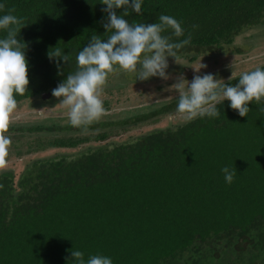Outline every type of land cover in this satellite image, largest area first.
I'll return each mask as SVG.
<instances>
[{
	"label": "trees",
	"instance_id": "1",
	"mask_svg": "<svg viewBox=\"0 0 264 264\" xmlns=\"http://www.w3.org/2000/svg\"><path fill=\"white\" fill-rule=\"evenodd\" d=\"M0 3V17L14 8L11 14L24 21L17 38L27 45L30 84L16 95L18 107H60L52 90L77 70L76 57L92 35H110L103 27L107 6L101 0ZM161 14L184 29L181 37L170 28L162 33L172 42L191 34L178 50L189 65L179 66L183 71L199 57L242 55L250 44L238 47V41L264 31V0H144L141 13L129 9L125 19L159 23ZM6 35L0 30V38ZM56 47L70 55L59 68L48 55ZM175 70L169 64L167 72ZM241 74L217 77L234 86ZM111 79L115 87L107 86ZM161 80L111 74L102 94L117 90L135 107L117 120L103 116L87 132L69 117L10 126L11 148L25 161L16 174L0 171V264H74L73 250L85 261L103 255L113 264H264V100L250 103L245 117L225 100L218 118L188 120L177 112L179 95L171 88L156 89L161 96L151 90L153 100L134 99L136 85L149 90ZM103 104L107 110L108 99ZM143 126L137 136L114 138ZM225 166L235 170L231 184Z\"/></svg>",
	"mask_w": 264,
	"mask_h": 264
},
{
	"label": "clouds",
	"instance_id": "2",
	"mask_svg": "<svg viewBox=\"0 0 264 264\" xmlns=\"http://www.w3.org/2000/svg\"><path fill=\"white\" fill-rule=\"evenodd\" d=\"M143 2L101 0L107 6L103 9L107 14L103 27L110 35L106 40L92 35L90 42L76 57L77 70L52 90L54 97L62 98L59 104L69 109L67 114L72 126L87 132L89 125L106 115L102 93L111 74L122 70L135 73L141 81L151 77L167 80L170 78L168 58L173 57L177 64H181L178 50L191 43V34L179 42H172L170 37L162 35L170 28L175 37L184 36L180 22L164 14L160 15L159 23L131 24L125 19L129 9L140 14ZM4 8L5 5L0 3V10ZM117 9H124L122 15L117 14ZM13 12L14 8L0 17V30L7 33L5 38H0V170L7 169L9 163L12 140L6 133L18 108L15 97L17 94L23 96L30 84L29 61L25 51L27 45L17 38L24 21L11 14ZM48 55L50 59H56L58 68L60 59L65 63L70 60V55L62 53L59 47L51 49ZM203 67L206 65L193 69L199 73ZM234 77L233 71L229 79ZM221 81L210 73L195 75L191 82L183 74L178 76L171 86L179 95L177 112L188 120L204 116L218 118L220 111L217 106L228 100L230 107L245 117L251 110L250 103L255 101L260 104L264 100V69L258 67L242 73L234 86ZM222 172L225 181L231 184L235 170L225 166ZM71 255L74 264H113L111 258L103 255H92L87 261L82 251L73 250Z\"/></svg>",
	"mask_w": 264,
	"mask_h": 264
},
{
	"label": "rangeland",
	"instance_id": "3",
	"mask_svg": "<svg viewBox=\"0 0 264 264\" xmlns=\"http://www.w3.org/2000/svg\"><path fill=\"white\" fill-rule=\"evenodd\" d=\"M254 33L248 32L245 34L244 40H239L237 46H241L245 43L250 44V47L246 49L245 52L242 53V55H235V54H230L227 56H218V55H208L204 57H199L194 63L190 64V68L186 71H183L179 68V66H187L188 68V63L185 60H180L179 62L182 64H177L176 62L174 63H169L173 67H175L177 70L171 71V73H168L170 78L167 80H164L162 78L161 81H158L155 83L150 89L148 90L149 87L147 85L141 86V85H136L140 86L136 89L133 94L134 99L138 101L145 100H153L156 99L157 97L152 96L153 93H150L151 90H153L157 95L162 94L163 91H158L160 90L159 87L162 86L163 88H171L173 83H176L177 77L183 74L184 78L191 82L194 78L195 75H201L203 76L204 74H213L217 79L218 73L223 72L224 76L231 77L233 71L237 74L247 72L248 70L254 69L262 64H264V38L261 39L260 36L264 33H260V31L255 30L253 31ZM203 65H206V67L201 68L200 72L197 73L193 68H199ZM223 76H220V78ZM112 79L109 81L107 86H114L113 82L110 83ZM168 82L170 85H167ZM116 86V85H115ZM114 86V87H115ZM112 87V88H114ZM132 87V85H131ZM115 89V88H114ZM129 89V87H128ZM158 89V90H156ZM148 90V91H147ZM129 92V90H128ZM142 92V93H140ZM146 92L148 93L146 95ZM139 93V94H138ZM138 94V95H137ZM56 98V97H55ZM151 98V99H150ZM163 98V96H162ZM62 98H56V101L52 100L54 103H60ZM102 99H108L109 105H108V111L106 110V115L104 116H109L111 119H120L123 117H126L129 113V111L132 109V107H135L134 104L129 102L127 103L125 100V95H119L117 90L114 91V95H108V92L105 91V94H102ZM136 102V101H135ZM147 102H144L145 104ZM148 104V103H147ZM145 104V105H147ZM54 109H49L48 111H40L39 109H33L29 107L27 104H22L19 106L13 116V122L12 124H36L40 121H44L52 117H63V118H68V111L69 109L63 105H60V107L55 108V104L52 106ZM11 124V125H12ZM147 127H139L138 129L131 130L128 132H121L118 134V136L114 137L117 138L118 140H125L130 136H137L138 134L142 133L144 130H146ZM11 138V137H10ZM12 152V153H11ZM11 153V155H10ZM44 153H38L36 156L41 157ZM34 157V156H31ZM25 161V158H20L14 155V149L11 148L9 149V157H8V171H13L15 174L18 171H21L23 169V162ZM2 171V170H0Z\"/></svg>",
	"mask_w": 264,
	"mask_h": 264
}]
</instances>
